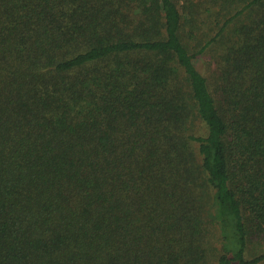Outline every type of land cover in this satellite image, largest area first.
Instances as JSON below:
<instances>
[{
    "label": "trees",
    "instance_id": "16d2710c",
    "mask_svg": "<svg viewBox=\"0 0 264 264\" xmlns=\"http://www.w3.org/2000/svg\"><path fill=\"white\" fill-rule=\"evenodd\" d=\"M215 238L264 264V0H0V264H208Z\"/></svg>",
    "mask_w": 264,
    "mask_h": 264
},
{
    "label": "rangeland",
    "instance_id": "374dc122",
    "mask_svg": "<svg viewBox=\"0 0 264 264\" xmlns=\"http://www.w3.org/2000/svg\"><path fill=\"white\" fill-rule=\"evenodd\" d=\"M218 53H219V51H217V53L215 55L216 57L214 56V58L212 57V53H209V54H207L206 57H203L202 60H200L201 69H202L203 73H205V75L208 78H211L214 75L215 69L217 67V54ZM215 246H217L218 248L216 247V249H213V251L211 252L208 264H217V261H216L217 258H215V254H217V251L219 250V242H218L217 238H215V241H214V247ZM257 247H260V245Z\"/></svg>",
    "mask_w": 264,
    "mask_h": 264
}]
</instances>
